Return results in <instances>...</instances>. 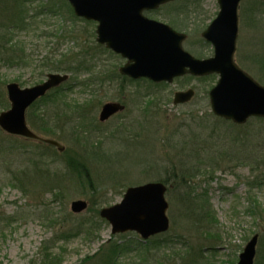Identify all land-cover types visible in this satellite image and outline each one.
Wrapping results in <instances>:
<instances>
[{
	"label": "rangeland",
	"instance_id": "obj_1",
	"mask_svg": "<svg viewBox=\"0 0 264 264\" xmlns=\"http://www.w3.org/2000/svg\"><path fill=\"white\" fill-rule=\"evenodd\" d=\"M41 5V0H34L31 8ZM62 10V20L40 17L35 31L16 38L13 55L24 52L28 66L10 64L6 58L11 51L0 47V113L9 109V83L25 88L46 80L43 70L48 69L39 66L45 57L65 63L64 68L81 64V72L59 73L70 75L73 90L65 87L67 105L89 103L85 121L51 115L56 136L37 130L39 124L33 126L29 118L33 110L28 111L30 128L57 140L66 148L63 153L26 140L12 142L18 152L0 155V264H40L46 245L62 252L63 264H105L110 242L125 247L122 264H193L197 259L196 264H237L248 241L258 235L256 264L264 244V119L243 128L217 120L209 101V91L219 79L215 75L186 76L173 84L121 77L118 69L125 61L97 44V23ZM218 13L217 0H182L161 7L151 18L188 34L184 49L205 59L213 56V47L201 33ZM3 16L0 12V21ZM63 30L73 39L67 34L62 38ZM234 59L264 84V0L240 4ZM99 78L102 84L90 83ZM80 80L81 87L76 85ZM188 89L195 90L194 99L174 106V94ZM106 103H119L124 109L100 123ZM53 107L45 100L38 108ZM73 112L69 109L68 114L73 117ZM69 157L85 162L92 184L76 182L66 163ZM199 164L200 173H193ZM174 168L187 179L168 185L170 230L147 242L136 233L112 235L99 212L119 204L129 187L171 179ZM185 198H207L205 208L214 223L200 228L197 218L188 217ZM77 200L88 203L83 213L71 211Z\"/></svg>",
	"mask_w": 264,
	"mask_h": 264
},
{
	"label": "water",
	"instance_id": "obj_2",
	"mask_svg": "<svg viewBox=\"0 0 264 264\" xmlns=\"http://www.w3.org/2000/svg\"><path fill=\"white\" fill-rule=\"evenodd\" d=\"M78 17L99 23L97 42L114 51L127 63L120 69L132 79L147 78L155 83H172L185 75L196 77L218 74L220 79L210 91L213 113L236 124H245L250 118H264V86L253 80L234 62L238 38V6L242 0H218L220 13L202 37L214 46V56L196 59L187 53L182 43L185 34L166 24L151 20L144 11L157 9L175 0H68ZM68 76L48 75V80L32 88L21 89L16 83L7 85L10 109L0 114V128L15 136L38 139L26 121L27 109L46 93L65 82ZM194 91L178 92L174 105L189 102ZM121 110L118 104L103 106L100 121L105 122ZM47 144L64 150L57 141ZM167 188L161 183H149L129 188L122 201L101 211L112 228V234L135 232L144 240L169 230ZM88 207L85 201L71 205L74 213ZM258 236H254L239 257L238 264H254Z\"/></svg>",
	"mask_w": 264,
	"mask_h": 264
},
{
	"label": "trees",
	"instance_id": "obj_3",
	"mask_svg": "<svg viewBox=\"0 0 264 264\" xmlns=\"http://www.w3.org/2000/svg\"><path fill=\"white\" fill-rule=\"evenodd\" d=\"M4 0H0V12H5V16H3L2 20L0 21V47L3 50L11 51L9 53L10 55L7 56V61L10 64L15 63H23L25 66H28L30 64L29 59H27L23 52L21 54V57L13 55L14 51L17 50V42L16 38L18 36H21L23 34L30 33L31 31H35L37 28L36 21L40 17H45L47 20L51 19L52 17H57L62 20V14H63V8L67 7V2L65 0H41L42 5L38 6L37 8H31V5L34 0H10L12 3L10 5L2 3ZM34 10V13H31L30 11ZM69 12V11H68ZM46 22V20H44ZM41 24V23H40ZM63 32V31H62ZM64 34V33H63ZM9 49V50H8ZM25 57V58H24ZM29 58V57H28ZM82 64H85V62H81ZM65 63H55L53 62V59L44 58L41 61L40 67H43L44 69H48V71H70L75 74V71L81 72V69H83L81 64H79L76 68H64ZM82 67V68H81ZM87 70V69H86ZM45 70H43V75L46 73ZM78 72V73H79ZM263 72H264V61H263ZM86 81V80H85ZM84 81L80 80L79 82L76 81V85L82 86ZM104 80L102 78H99L97 80H90V83H100L102 84ZM83 83V84H82ZM65 87L69 88L70 91L73 90V88H70L71 85L66 84L65 86L54 90L52 93H50L46 98L41 99L35 105L33 106V111H31L29 114V118H32L34 122L31 120V123L33 126L37 123L39 124V131L51 135L56 136L57 133L54 131V125L56 123L53 116L54 113H58L59 115L64 116L65 118H69L68 120L72 121L73 119L77 118L78 120L85 121L87 118L88 113V107L89 103H82L77 104L76 106H69L67 105L68 102H66V97H64V90ZM45 100H51L52 103L55 104V107L52 109L45 108L41 109L38 108L41 102ZM69 109H71L73 112V117L68 114ZM77 109V110H76ZM46 110V111H43ZM0 134L3 137H0V155H4L5 152L10 154L13 152H18L17 149L13 146H11L12 142L16 145L18 141H24L19 138L6 136L2 133L0 130ZM40 146L48 147L43 143H37ZM51 149H55L52 147H49ZM16 149L15 151H13ZM56 150V149H55ZM226 157H229V154L222 153ZM67 165L70 168L71 172L76 177V182L78 184H84L85 182H89L92 184V181L90 179V171L85 162H78L75 158L69 157L67 160ZM193 172V169L191 170ZM200 164L195 167V170L193 173H200ZM187 172V170H186ZM191 172V173H192ZM193 175V174H192ZM187 179V177L182 174V172L178 171L176 168L172 171V177L171 179L165 178V180H160L164 184H172L176 182L179 178ZM38 179V178H36ZM23 182V180H22ZM24 183V182H23ZM173 185V184H172ZM185 203L189 207L187 211L188 217L191 218H197L200 221V228L205 227L208 224L214 223V220L211 216V214H208V210L205 208L208 206L207 198H200V201H195L194 199L188 198V200L184 199ZM198 207V209H197ZM200 209V210H199ZM202 211V212H201ZM100 213V212H99ZM210 213V212H209ZM213 220L212 222H210ZM264 244L261 243L260 247V257L256 264H264ZM53 246L49 247L46 245L44 247V251L42 252L41 256V262L40 264H63L64 257H62V252H54ZM125 247L118 245L117 242H110L109 248L107 249V259L105 260V264H122V262H119V258L121 257V254L123 253ZM103 252L100 251V254ZM110 253V254H109ZM88 260V259H86ZM85 260V261H86ZM198 261H194L193 264H196L200 261V259H197ZM83 262V261H82ZM200 263V262H199ZM198 263V264H199ZM211 263V262H210ZM213 264V263H211Z\"/></svg>",
	"mask_w": 264,
	"mask_h": 264
}]
</instances>
